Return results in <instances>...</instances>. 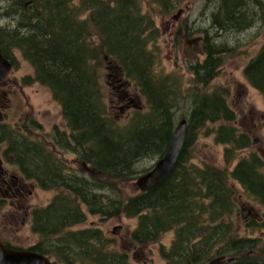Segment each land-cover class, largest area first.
<instances>
[{
  "label": "trees",
  "instance_id": "obj_1",
  "mask_svg": "<svg viewBox=\"0 0 264 264\" xmlns=\"http://www.w3.org/2000/svg\"><path fill=\"white\" fill-rule=\"evenodd\" d=\"M183 1L3 0L0 15L13 25L0 28V48L19 50L33 69L29 82L49 90L66 128L53 129L57 151L41 149L43 143L27 136L11 139L21 171L39 188L54 190L49 203L32 210L31 229L39 239L27 248L52 264H138L113 250L100 228L72 229L86 221L87 213L135 218L130 238L137 245L158 243L172 231L170 245L158 248L165 264H206L218 256L230 258L221 264H264L261 239L240 233L233 184L264 207L262 158L247 152L228 169L194 165L190 156L200 131L213 133L214 142L223 146L225 165L251 146L248 133L235 126L236 113L226 101L229 91L208 87L222 55L234 48L214 44L206 35L205 57L187 69L194 85L184 92L177 76L157 70L160 32L153 16H168ZM213 1L210 24L216 32H240L260 18L258 11L264 14L263 0ZM104 68L133 87L144 106L119 120L110 115L100 80ZM243 75L264 101V42ZM117 97L128 100L123 93ZM184 99L190 104L180 117L186 120V137L174 167L150 190L122 195L117 182L136 180L151 168L138 171L140 160L165 153L178 122L174 111ZM60 153L71 154L92 174L84 176ZM243 224L264 229V220Z\"/></svg>",
  "mask_w": 264,
  "mask_h": 264
},
{
  "label": "rangeland",
  "instance_id": "obj_2",
  "mask_svg": "<svg viewBox=\"0 0 264 264\" xmlns=\"http://www.w3.org/2000/svg\"><path fill=\"white\" fill-rule=\"evenodd\" d=\"M1 2L2 0H0ZM3 5L4 3H2ZM213 6V0H184L172 14L168 16H153L160 32V37L158 38L159 51L156 52L157 70L163 74L172 73L177 76L179 78L178 81L181 82V90L184 92L194 85L191 81V74L187 72V69L195 62H201L205 54L201 52L195 59H189L183 50L182 37H185L186 34H189L190 37H205L207 35L210 36L209 38L214 44L225 43L234 48L231 52L222 55V65L217 70L215 78L208 84V87L223 86L229 91L226 101L236 113L235 126L240 131L248 133L251 138V146L246 151H238L236 156H234V160L225 165L222 159L223 146L214 142L213 133L209 132L206 134L204 131H200L190 149L191 163L197 166H202L203 164H211L222 168L226 166L231 169L237 159L247 152L257 153L264 163V101L259 92L249 85L243 75V67L257 54L264 42V21L260 19L264 17V14L258 11L257 16L260 18L240 32H216L210 24ZM178 10L181 11L180 15L172 21L171 16L176 15ZM0 19H2L1 22H6L3 17H0ZM16 53L18 56V69L15 70V74L17 76L32 74L31 66L25 62L19 52ZM110 70V68H104L101 72L100 80L104 93L110 100L109 114L116 116L119 120L123 115L129 114L131 109H139L144 106V100L138 95L134 96L133 87H126L123 84L124 80L117 78ZM24 92L29 98V106H31L35 118L41 124L43 132H48L49 134L54 128L60 131L66 130L61 117L60 107L53 101L47 88L34 84L24 88ZM121 93L125 94L128 100L119 102L117 96L121 95ZM130 98L133 102L129 100ZM185 99L180 100L179 106L174 111L175 120H179L188 111L190 104ZM59 157L67 164L70 163L75 170L80 171L84 176L92 174V171L85 166L81 169L79 164L73 162L74 157L71 154L64 153L63 157L61 155ZM155 161L156 159H142L136 164V169L138 171L148 169L153 166ZM134 181L117 182L115 185L120 188L122 195H130L137 192ZM233 184L236 188V215L240 222V233L246 236L259 237L261 239V244L259 245L264 248V229L245 228L243 224L250 220L258 223L262 222L264 220V207L246 195L236 183L233 182ZM53 195L54 190H43L36 187L30 203L32 207L45 206ZM243 206L251 210L252 218L247 221H243L239 213L240 208ZM10 213L8 205H0V235L3 241L21 248H27L35 244L39 239V235L32 231L30 218L26 219L24 225H15L14 221L9 217ZM135 224V218H126L123 215L103 218L99 215L87 213L86 221L73 226L72 229L100 228L104 235L110 239V247L113 250L126 252L132 262L138 264H165L158 248L161 245L165 247L170 245L173 236L172 231L164 233L158 243L137 245L130 238V232L135 227ZM114 227H118V230L112 233Z\"/></svg>",
  "mask_w": 264,
  "mask_h": 264
},
{
  "label": "flooded vegetation",
  "instance_id": "obj_3",
  "mask_svg": "<svg viewBox=\"0 0 264 264\" xmlns=\"http://www.w3.org/2000/svg\"><path fill=\"white\" fill-rule=\"evenodd\" d=\"M2 3H4L3 0L0 3V10L3 7ZM0 17L3 16L0 15ZM1 21L2 19H0V28H9V25H13L11 22ZM10 51L5 53L0 48L2 56L11 64L7 74L0 78V205L9 206L11 211L9 217L15 225H24L27 218H30L31 223V213L36 206L32 207L30 200L38 186L34 179L27 177L21 171L20 164L14 155L15 147L12 146L11 139L20 140V137L27 136L30 142L43 143L44 146H40L41 149L57 150L51 141L53 129L49 134L41 130L42 126L35 118L29 106V98L24 92V88L39 83L29 82L31 74L20 76L15 74V70L18 69L16 52L19 50ZM19 54L23 58L20 52ZM60 155L63 157L62 153ZM0 240L5 243L1 235ZM20 249L23 248L20 247Z\"/></svg>",
  "mask_w": 264,
  "mask_h": 264
},
{
  "label": "water",
  "instance_id": "obj_4",
  "mask_svg": "<svg viewBox=\"0 0 264 264\" xmlns=\"http://www.w3.org/2000/svg\"><path fill=\"white\" fill-rule=\"evenodd\" d=\"M181 11L178 10L176 15L171 16L174 21ZM183 50L189 59H195L203 50L204 37L196 36L191 38H182ZM11 64L2 56L0 52V78L7 74ZM186 137V120L184 118L178 120L174 127V131L169 145L162 157L157 159L153 166L145 173L139 175L134 181L137 191L144 192L159 184L174 167L181 149L184 145ZM240 216L243 221L252 218L251 210L243 206L240 208ZM118 227H114L112 233H115ZM230 258L218 256L206 264H221L229 261ZM0 264H52V262L44 255L28 250L13 249L5 246L0 240Z\"/></svg>",
  "mask_w": 264,
  "mask_h": 264
}]
</instances>
